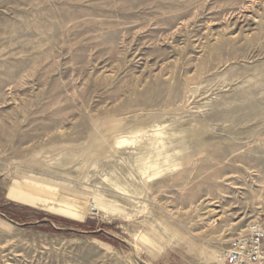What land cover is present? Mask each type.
I'll list each match as a JSON object with an SVG mask.
<instances>
[{"label":"rangeland","instance_id":"1","mask_svg":"<svg viewBox=\"0 0 264 264\" xmlns=\"http://www.w3.org/2000/svg\"><path fill=\"white\" fill-rule=\"evenodd\" d=\"M263 218L264 0H0V264H229Z\"/></svg>","mask_w":264,"mask_h":264},{"label":"built area","instance_id":"2","mask_svg":"<svg viewBox=\"0 0 264 264\" xmlns=\"http://www.w3.org/2000/svg\"><path fill=\"white\" fill-rule=\"evenodd\" d=\"M225 259L229 264H264V218L254 221L245 234L231 241Z\"/></svg>","mask_w":264,"mask_h":264},{"label":"water","instance_id":"3","mask_svg":"<svg viewBox=\"0 0 264 264\" xmlns=\"http://www.w3.org/2000/svg\"><path fill=\"white\" fill-rule=\"evenodd\" d=\"M92 211H96V208H95V207H93V208H92Z\"/></svg>","mask_w":264,"mask_h":264}]
</instances>
